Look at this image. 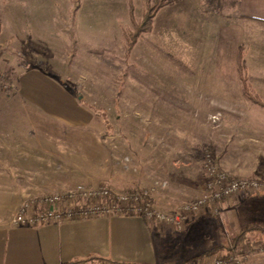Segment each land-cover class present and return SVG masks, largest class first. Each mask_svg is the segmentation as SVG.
I'll use <instances>...</instances> for the list:
<instances>
[{"label":"rangeland","instance_id":"374dc122","mask_svg":"<svg viewBox=\"0 0 264 264\" xmlns=\"http://www.w3.org/2000/svg\"><path fill=\"white\" fill-rule=\"evenodd\" d=\"M196 1L183 0L176 7L161 9L152 31L131 50L126 37L131 21L122 28L123 34L82 37L80 48L75 45L78 51L63 46V52H58L63 66L56 70L80 98L81 123L76 126L29 114V106L14 95L15 90L0 85L1 216L19 204L22 197L11 195L10 187L24 181L23 170H29L32 163L64 173L67 190L78 185H104L120 193L155 188L154 198L164 208L157 207L168 213L201 197L207 153L231 178L264 181V109L250 102L242 83L232 78L233 5L229 0ZM146 3H136V20L142 19ZM250 86L264 100V87L251 82ZM137 143H159L161 150L156 153L161 159L169 157L166 166L187 179L174 177L168 184L161 177L153 182L155 178L149 179L152 171L159 177L163 170L149 164L138 166L128 156ZM144 151L148 155L147 146ZM32 157L43 162L38 164ZM32 197H23L22 203ZM243 198L230 200L239 204ZM222 212L200 214L192 220L223 219V244L224 237H233L235 232ZM161 233L178 237L181 232L166 229ZM263 249L264 242L244 256L243 264H264ZM219 252L210 251L188 264Z\"/></svg>","mask_w":264,"mask_h":264},{"label":"crops","instance_id":"0c3cea01","mask_svg":"<svg viewBox=\"0 0 264 264\" xmlns=\"http://www.w3.org/2000/svg\"><path fill=\"white\" fill-rule=\"evenodd\" d=\"M130 1L0 0V46L3 49V68H0L5 72L10 67L14 69L11 76L15 85L13 93L29 106V114L42 119L48 116L56 123L69 126L81 123L80 98L56 70L63 66L58 52H63L65 45L67 49L74 50L75 45L80 48L82 37L112 36L116 31L121 32L124 26L129 25ZM132 2L134 7L139 2L143 6L146 0ZM181 2L183 0H177L172 7ZM228 2L233 5L236 20L232 28L236 36L232 78L240 85L237 60L242 47L250 82L264 87V0ZM222 90L224 92L225 88ZM145 146L149 150L148 155L145 154ZM160 148L159 143H137L136 149H131L128 156L138 166L149 164L151 168L163 170L159 177L152 171L153 176L149 179L155 178L153 182L161 177L168 184L174 177L186 180L182 173L176 174V168L166 166L169 157L161 159V155L156 153ZM31 160H37L38 164L43 162L39 157ZM23 173L27 174L24 181L13 182L10 187L11 195L22 197L19 204H15L13 212L5 216L0 214V264H101L109 261L175 264L190 262L194 257L222 246L220 225L224 223L223 219L211 217L200 222L191 220L178 237H164L150 228L144 219L130 216L99 217L41 227L14 226L11 220L23 197L63 192L69 188L64 184L67 178L64 173H52L47 168L35 167L33 163ZM114 191L120 193L116 189ZM154 202L162 208L157 196ZM222 209L235 235L246 226L244 222L264 224V195L245 196L239 204L228 199ZM198 225L202 229L200 233ZM202 233L206 235L198 243ZM231 238L224 237V242Z\"/></svg>","mask_w":264,"mask_h":264},{"label":"built area","instance_id":"2783aa9c","mask_svg":"<svg viewBox=\"0 0 264 264\" xmlns=\"http://www.w3.org/2000/svg\"><path fill=\"white\" fill-rule=\"evenodd\" d=\"M2 58L3 49L0 46V62ZM5 76V72L0 69V85L6 90H13L15 85L12 82H6ZM204 172L206 180L201 197L183 202L172 213L157 207L153 193L155 188L117 193L104 185L90 187L78 185L67 191L26 199L11 222L14 226L41 227L99 217L130 216L144 219L150 228L160 233L169 229L177 234L200 214H219L225 199L264 195V181L231 178L208 153L205 156ZM157 185L158 183L156 187ZM262 251L264 252V249ZM245 258L234 252L227 254L221 251L209 258H198L193 264H243ZM101 264L127 263L109 261Z\"/></svg>","mask_w":264,"mask_h":264},{"label":"trees","instance_id":"16d2710c","mask_svg":"<svg viewBox=\"0 0 264 264\" xmlns=\"http://www.w3.org/2000/svg\"><path fill=\"white\" fill-rule=\"evenodd\" d=\"M176 1L177 0H147L146 8L143 12L141 20H136L134 15V4L132 0L130 1L129 17L132 24V29L129 33L126 34L128 50H131L135 46L141 36L152 31L154 19L156 18L160 10L167 5L174 4ZM210 2H213V0H210ZM13 71L14 69L10 67L8 68L7 72H5L6 82H11ZM238 73L242 83L244 96L253 104L264 109V100L259 95H257L250 86V78L247 75L242 47L240 48L238 56ZM263 242L264 225L260 223H250L243 227V229L238 234L233 236L230 241H225V243H223L222 246H220L218 249H211L210 251L215 252L220 250V252L223 251L227 254L230 252H234L238 255L246 256L255 252L256 247ZM186 263L188 262L184 261L181 264Z\"/></svg>","mask_w":264,"mask_h":264}]
</instances>
